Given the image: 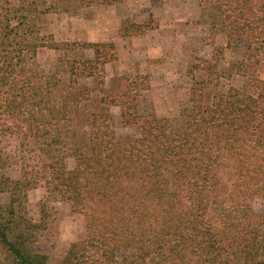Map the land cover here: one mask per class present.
I'll return each mask as SVG.
<instances>
[{"label":"trees","instance_id":"trees-1","mask_svg":"<svg viewBox=\"0 0 264 264\" xmlns=\"http://www.w3.org/2000/svg\"><path fill=\"white\" fill-rule=\"evenodd\" d=\"M200 4L218 7L227 47L243 49L234 68L245 81L207 101L209 81L196 79L172 123L141 111L146 75L124 74L107 87L114 42L57 41L39 25L53 3L0 0V138L16 137L38 164L31 176L0 177L9 193L0 198V264H49L35 243L54 201L82 211L87 227L59 264H264V212L254 206L264 198V0ZM44 46L60 51L54 69L39 62ZM218 59L199 66L211 71ZM112 106L136 135L118 136ZM40 181L46 194L34 219L25 202Z\"/></svg>","mask_w":264,"mask_h":264},{"label":"rangeland","instance_id":"rangeland-1","mask_svg":"<svg viewBox=\"0 0 264 264\" xmlns=\"http://www.w3.org/2000/svg\"><path fill=\"white\" fill-rule=\"evenodd\" d=\"M21 1L12 0V3L18 5ZM47 1L57 8L48 12L49 15L47 13L44 22L39 25L42 33L52 34L57 41L64 39L53 33V29L61 32V24L67 26L69 31L82 30L92 34V28L89 30L83 19L91 18L96 10L98 12L106 5L119 4L124 7V10H121L124 15L119 23L120 34H112L98 40L111 41L116 45L117 58L106 63L108 88H115L118 77L124 74H143L148 77L150 87L142 91L140 98L142 112H154L158 116L167 117L172 123H178L182 111L189 104L191 89L196 79L209 81L206 90L207 101L212 100L215 92L223 93L232 86L242 87L244 84L245 78L234 68V64L242 58L240 52L243 49L227 47V31L219 23L217 6H202L200 0H155L160 16L136 21L135 13L132 14L124 5L126 0L92 5H82L79 0ZM100 12L102 13L101 10ZM136 24L145 27H138ZM160 25L164 26L163 29ZM90 34L83 37L73 34L71 38L74 39L70 40L99 37ZM59 55V50L41 47L38 53L39 62L47 69H54ZM214 55H218L219 59L211 71L199 66L209 64L201 62V59L211 60ZM110 109L114 114V128L118 136L125 138L127 135H136L135 129L122 124L121 108L112 106ZM84 126H78L81 132L84 131ZM0 146L4 153H7L9 160V163L0 169V177L5 175L20 178L25 172H29L30 176L33 174L34 168L38 166L37 161L32 152L20 151L16 137H1ZM23 154L27 155L25 162L24 158L22 159ZM74 165L75 158L70 157L68 166ZM45 194L46 188L41 181L28 191L25 211L28 210V215L34 219L41 216V200ZM0 198L7 202L9 193L0 190ZM51 204L47 227L40 230L35 247L49 255V264H59L71 242L86 237V216L82 211L74 210L67 202L54 201ZM254 206L258 211L264 212V198H256ZM117 264L133 263L125 257H119Z\"/></svg>","mask_w":264,"mask_h":264},{"label":"crops","instance_id":"crops-1","mask_svg":"<svg viewBox=\"0 0 264 264\" xmlns=\"http://www.w3.org/2000/svg\"><path fill=\"white\" fill-rule=\"evenodd\" d=\"M124 5L127 6L126 8H128V10L132 12V14L135 13L134 17L137 18L136 21H144L146 19H150L152 16L154 17L160 16V14L158 13V7H157L158 4L155 0H126ZM122 9L124 10V7L122 8L121 5L119 6V4L106 5L100 8L102 13L100 12V10L98 12L96 10L95 15H92L91 18L83 19L82 21H84L85 25H88L89 27L88 29L91 30L92 28V34H90L89 32L85 33V31H82V30L78 32L76 30L69 31V28H67V26L66 27L63 26V24L59 26L60 28H62L61 32L56 29H53V33L61 36V38L64 40L74 39V38H71L73 34H78V35L80 34L81 37L87 34H90V35L95 34L99 36L98 38L86 37V38H89V41H92V40L101 41L98 39L100 38L105 39L106 37L112 34L119 35L120 34L118 32V30L120 29L119 23H120L121 18L124 15V13H121ZM114 10L116 11L114 12ZM167 25L168 24H165V26ZM160 26H161V29H163L164 26L163 25H160ZM167 27H170V25ZM170 29L171 28H167V30H170ZM157 32L159 31L157 30ZM81 37H79V39H81Z\"/></svg>","mask_w":264,"mask_h":264}]
</instances>
